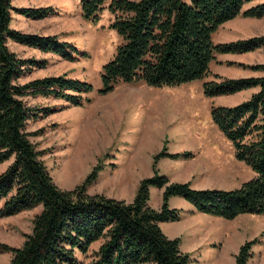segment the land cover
<instances>
[{
  "label": "trees",
  "instance_id": "1",
  "mask_svg": "<svg viewBox=\"0 0 264 264\" xmlns=\"http://www.w3.org/2000/svg\"><path fill=\"white\" fill-rule=\"evenodd\" d=\"M114 16L110 27L122 38L112 59L103 65L102 87L107 94L120 82H143L152 87L179 86L203 79L217 54L247 53L264 48V35L215 43L221 25L243 14L264 17V2L243 10L253 0H80L86 20L98 22L105 2ZM13 13L43 18L52 8H18L13 0H0V218L42 206L30 233L20 247L2 244L12 253L9 264H83L77 251L87 253L97 241L98 249L88 264H190L180 248V238H169L161 222L178 221L182 210L171 208L172 196L183 197L197 211L234 219L240 214H264V64L249 66L259 76L204 82L208 97L257 88L234 106L211 107V117L230 140L237 159L254 176L234 189H195L189 182H172L156 167L161 157L173 159L190 154L164 150L154 156V174L143 178L131 202L105 195H90L88 185L102 167L96 165L73 190L59 188L41 159L27 131L38 116L27 96H53L73 105L88 102L93 85L63 75L45 76L21 83L35 60L18 56L8 45L14 41L73 60L79 53L57 35L25 33L11 26ZM163 189L160 209L150 205L151 188ZM256 240L245 242L235 264H248Z\"/></svg>",
  "mask_w": 264,
  "mask_h": 264
},
{
  "label": "rangeland",
  "instance_id": "2",
  "mask_svg": "<svg viewBox=\"0 0 264 264\" xmlns=\"http://www.w3.org/2000/svg\"><path fill=\"white\" fill-rule=\"evenodd\" d=\"M108 2L104 4L100 20L92 22L83 17L80 0H16L18 8L50 7L53 13L43 18L17 13L14 29L57 35L61 41L76 46L79 52L73 60H68L59 54L44 53L38 48L10 41V49L18 56L39 63L33 65L20 82L63 75L93 85V90L85 94L89 101L82 105L53 96L26 97L27 104L38 112L37 117L29 120L27 131L37 150L43 152L41 159L54 183L63 190H73L96 165H100L102 169L97 179L88 185L87 193L131 202L140 181L154 174V156L164 150L190 154L180 157L182 160L194 157L189 162L181 160L180 166L178 162L161 160L163 157L158 160L159 173L173 177L181 170L176 178L170 176L172 182H189L195 189H230L251 179L253 170L237 159L232 142L213 122L210 108L212 105L234 106L248 99L255 89L208 97L203 84L211 80L261 75V71L249 66L264 64V48L243 54H217L207 76L185 85L152 87L143 82H120L113 91L102 94L99 89L103 65L113 58L122 42L110 27L114 16L108 10ZM262 2L264 0L247 2L243 10ZM263 35L264 17L240 14L221 25L214 34V42ZM9 163L0 165V173ZM187 169L194 174L186 173ZM162 203L163 191L153 187L150 205L160 209ZM171 204L182 210L175 199ZM41 211L42 206H37L0 218V264H9L12 257L1 245L20 247L25 234L32 230L34 217ZM196 214L183 213V218L190 221L165 222L161 226L170 238L180 237L182 250L191 256L190 264H201L196 258L200 259L205 251L202 247L196 254L189 253L201 244L193 243V232L206 235L208 241L215 243L218 255L212 254L213 259L204 264H235L240 247L253 239L256 243L248 264H264V214L246 213L230 223L219 219L208 222ZM210 225L214 229L209 230ZM225 227L229 230L227 235H223ZM181 231L183 233L179 234ZM222 237L226 239L222 241ZM213 243L208 244L212 246ZM100 244L99 241L94 243L87 253L77 251L79 260L88 264Z\"/></svg>",
  "mask_w": 264,
  "mask_h": 264
},
{
  "label": "crops",
  "instance_id": "3",
  "mask_svg": "<svg viewBox=\"0 0 264 264\" xmlns=\"http://www.w3.org/2000/svg\"><path fill=\"white\" fill-rule=\"evenodd\" d=\"M108 3H110V1L108 2ZM13 5L14 6H19V4H16V0H13ZM109 5V4H108ZM21 7V6H20ZM23 7V6H22ZM248 9V8H247ZM16 15H17V13H13V19H12V22H11V26L14 28L15 27V25L13 24V22H14V20H17V18H16ZM221 27V26H220ZM219 27V28H220ZM217 32V31H216ZM215 32V33H216ZM213 39H214V36H213ZM247 53H250V52H247ZM225 54H237V53H225ZM241 54H243V53H241ZM219 55V54H218ZM217 56V55H216ZM215 60H216V58H215ZM214 60V61H215ZM213 62V61H212ZM212 62H211V64H212ZM211 64H210V66H211ZM252 76H254V75H252ZM242 77H247V76H242ZM196 81V80H195ZM194 82V81H193ZM189 83H191V82H189ZM185 84H188V83H185ZM185 84H182V85H185ZM180 86V85H179ZM251 89H255V91H257V88H251ZM244 91V90H243ZM254 91V92H255ZM221 96H223V95H221ZM238 104V103H237ZM236 105V104H235ZM210 110H211V108H210ZM216 125V124H215ZM217 126V125H216ZM209 145H211V144H209ZM211 146H215V145H211ZM232 146H233V144H232ZM233 149H234V147H233ZM177 153V152H176ZM161 160H164V161H173L172 163H175V162H178L179 163V166L181 165V160L182 159H180V158H176V159H173V158H171V157H163ZM189 160H194V157H192V158H190V157H188V158H183V160H182V163H183V161H185V162H189ZM167 163V162H166ZM190 164H191V162H190ZM177 170H178V168H177ZM154 170H153V168H152V172H153ZM179 171V173H180V171L181 170H178ZM179 173L177 174L176 173V175H174L173 177L170 175V174H165V173H162L161 172V174H164V175H166V176H168L169 177V179H170V176H171V178H176V176L177 175H179ZM186 173H189L190 175H193L194 173L192 172H190L188 169L186 170ZM171 180V179H170ZM172 181V180H171ZM175 182H179V181H175ZM244 183V182H243ZM242 185V184H241ZM241 185H239L238 187H240ZM153 188V187H152ZM152 188H151V190H152ZM155 188V190H161V191H163V189H160V188H157V187H154ZM237 188V187H236ZM221 189H227V188H221ZM230 189H234V188H230ZM151 199V198H150ZM172 199H175V201H176V205H178L179 207H181L180 209H182V216H181V221H182V223H183V221L185 220V218H183V213H186V212H189L190 214H192V213H197L196 215H198L199 216V218H202L203 217V219H205L206 221H208L209 222V220H211V221H213V220H224V221H227V222H232L234 219H236V218H234V219H225V218H223V217H220V216H216V215H211V214H207V213H203V212H200V211H197L196 210V208H195V206L191 203V202H189V201H187L186 199H184L183 197H179V196H172V197H170V199H169V206L170 205H172L171 204V201H172ZM171 207V206H170ZM171 208H175V207H171ZM177 209H179V208H177ZM246 214V213H245ZM240 215H243V214H240ZM239 215V216H240ZM256 215H263V214H256ZM180 220H178V221H180ZM185 221H190L189 219H186ZM184 221V222H185ZM168 222H176V221H168ZM163 223H165V222H161L160 223V225L162 226V224ZM184 225V224H183ZM188 224H186L185 225V227L187 226ZM188 227V226H187ZM186 227V228H187ZM212 227V225H210L208 228H209V230H212V229H214V227L213 228H211ZM185 229V228H184ZM184 229L182 230V231H184ZM195 229V228H194ZM180 232L179 234H181V233H183V232ZM186 231V230H185ZM223 232H224V234L223 235H227V234H229V230H228V228L227 227H225L224 229H223ZM195 233V234H194ZM169 237V236H168ZM176 237H178V236H176ZM175 237V238H176ZM170 238V237H169ZM180 238V237H179ZM224 239H226L225 237H222V241H224ZM209 239H208V237L206 236V235H201L200 233H198V232H193V243L196 245V244H198V243H201L200 244V246H198L196 249H193L192 251L190 250L189 251V253H191V252H195V254H196V252H198V250H200L202 247H203V250H205V251H203L202 252V255H201V258L200 259H198V258H196L198 261H202V263L201 264H204V263H207V262H210L211 261V259H213V257H212V254H214V257H216L217 255H218V252L216 251L217 249H216V247H215V243H213V241L211 242V241H208ZM98 242V241H97ZM96 243V242H95ZM99 243H101V241H99ZM208 243H213L212 244V246H209V244ZM194 246V245H193ZM180 248H181V242H180ZM181 250H182V248H181ZM183 251V250H182ZM184 252V251H183ZM220 252V251H219ZM190 255V254H189ZM190 261H191V256H190Z\"/></svg>",
  "mask_w": 264,
  "mask_h": 264
}]
</instances>
